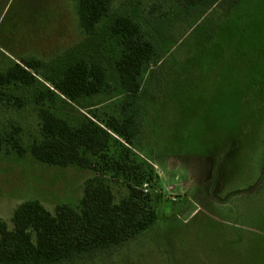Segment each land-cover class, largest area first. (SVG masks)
I'll list each match as a JSON object with an SVG mask.
<instances>
[{
  "label": "rangeland",
  "instance_id": "374dc122",
  "mask_svg": "<svg viewBox=\"0 0 264 264\" xmlns=\"http://www.w3.org/2000/svg\"><path fill=\"white\" fill-rule=\"evenodd\" d=\"M77 4L0 0V72L23 58L43 63L35 84L0 87V137L15 133L30 146L42 136L43 107L72 123L121 118L123 46L110 24L116 15L132 16L159 43L160 62L151 64L138 96L135 142L158 175L157 218L134 239L58 264H264V0L207 10L183 9L178 0H113L111 17L94 33L79 27ZM81 59L105 68L108 87L37 103L48 80ZM95 176L4 145L0 218L12 228L16 208L31 199L49 210L77 207ZM114 188L118 199L127 194L121 182Z\"/></svg>",
  "mask_w": 264,
  "mask_h": 264
},
{
  "label": "trees",
  "instance_id": "16d2710c",
  "mask_svg": "<svg viewBox=\"0 0 264 264\" xmlns=\"http://www.w3.org/2000/svg\"><path fill=\"white\" fill-rule=\"evenodd\" d=\"M113 0H78L79 27L94 33L98 25L111 17ZM219 4L236 8L239 0H178L183 9L207 10ZM169 12V11H168ZM168 12L162 17H167ZM186 14V10H185ZM111 33L119 36L123 54L117 62L120 85L126 97L122 117H110L101 124L89 117L77 123L41 108L42 136L26 146L18 134L0 137V151L24 157L31 154L45 164L58 167L77 165L95 171L84 188L80 204L57 205L47 209L39 200L22 202L11 222L0 218V264H58L95 250L121 245L148 230L157 218L154 206L158 175L153 164L135 149L140 132L138 96L151 64L160 62L158 42L129 15H116ZM42 61L23 58L0 72V87L10 84L33 85L39 81ZM36 96L37 103L54 101L59 94L70 100L93 96L108 85L105 68L87 59L67 66L58 77L48 80ZM114 182H121L127 194L117 198ZM148 184L154 191L142 189Z\"/></svg>",
  "mask_w": 264,
  "mask_h": 264
},
{
  "label": "built area",
  "instance_id": "2783aa9c",
  "mask_svg": "<svg viewBox=\"0 0 264 264\" xmlns=\"http://www.w3.org/2000/svg\"><path fill=\"white\" fill-rule=\"evenodd\" d=\"M142 189H143L145 192H148L149 189H150V187H149V185L146 183V184H144V185L142 186Z\"/></svg>",
  "mask_w": 264,
  "mask_h": 264
}]
</instances>
